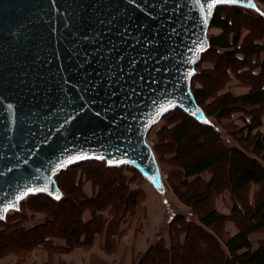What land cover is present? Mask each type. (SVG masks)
I'll return each mask as SVG.
<instances>
[{
  "label": "water",
  "instance_id": "water-1",
  "mask_svg": "<svg viewBox=\"0 0 264 264\" xmlns=\"http://www.w3.org/2000/svg\"><path fill=\"white\" fill-rule=\"evenodd\" d=\"M257 0H0V221L85 161L133 166L162 194L147 135L182 109L220 6ZM59 197V198H57Z\"/></svg>",
  "mask_w": 264,
  "mask_h": 264
},
{
  "label": "trees",
  "instance_id": "trees-1",
  "mask_svg": "<svg viewBox=\"0 0 264 264\" xmlns=\"http://www.w3.org/2000/svg\"><path fill=\"white\" fill-rule=\"evenodd\" d=\"M239 15L251 20L243 26L248 34L242 40ZM211 26L220 29V33L210 37V48L203 53L202 60L217 50V61L207 69L196 67L198 73L193 81H198L201 87H192L210 123H201L177 108L166 115L170 126L160 132L168 140L164 151L174 153L182 176L180 184L173 186L174 192L193 210L194 217L179 213L172 216L169 241L159 234L133 264H264V240L255 245L250 238L251 234L264 231V12L220 6ZM228 70L248 81L250 90L217 94L219 80ZM201 77H208L209 82L203 84ZM211 96L214 100L208 108L205 102ZM235 112L246 113L251 119L244 117L242 127L228 133L234 141L230 143L211 116H230ZM153 149L160 164L161 153L154 145ZM125 166L111 167L105 161L91 160L59 173L56 180L63 193L60 199L47 194L30 195L26 203H21L20 210L0 221V254L46 247L54 238L65 239L69 246L87 247L105 228L109 243H113L122 220L128 213H134L139 199V191L127 186L123 172L140 171ZM75 167L85 168L84 173L91 177L78 175L73 184H66L67 189L61 177ZM206 172L209 178L203 175ZM88 180L97 187L91 197L83 190ZM252 185L258 186V190L251 199L248 190ZM182 187L184 191L180 190ZM225 190L233 200L230 213L211 203L213 194ZM24 206L44 212L46 218L28 228ZM87 210L92 213L90 221L84 220ZM105 212L109 215L105 216ZM228 221L234 222L236 233L226 231Z\"/></svg>",
  "mask_w": 264,
  "mask_h": 264
},
{
  "label": "rangeland",
  "instance_id": "rangeland-1",
  "mask_svg": "<svg viewBox=\"0 0 264 264\" xmlns=\"http://www.w3.org/2000/svg\"><path fill=\"white\" fill-rule=\"evenodd\" d=\"M261 10L264 12V3H262L260 0H258ZM232 6V5H231ZM242 9L248 10L251 13H255L254 10L241 7ZM241 27H240V34H241V40L245 38V36L248 34V30L246 27L251 23V20L248 17H245L243 15L238 16ZM220 33V29L216 27H212L210 25L208 29V36L209 38L217 35ZM217 50L214 52L208 53L205 59H201L202 61L199 62V65H197L200 69H207L209 67L214 66L213 61H217ZM211 71V70H210ZM213 71V70H212ZM194 78V77H193ZM201 81L203 84H207L209 82L208 77H201ZM219 90L216 91L217 94H221L227 90L231 91L234 94L244 93L250 90L249 82L238 78V76L234 73V71H227L226 75H223L219 80ZM195 85L196 87H201V84L197 81L194 82L192 79V87ZM215 92V93H216ZM214 96H211L207 101L205 102L206 107H210L209 103L213 102ZM168 114V113H167ZM166 114V115H167ZM246 113H240L235 112L234 114H231L230 116H211V121L214 122L215 125L220 126V129L223 133L224 139L227 142L234 143L232 135H229V132L236 131L237 129L241 128L243 125V119L248 118L251 119L249 115H245ZM164 115L162 119H160L149 131L147 135V141L153 146H156L158 151L161 153L159 155L160 158V167L163 171L164 181L166 185V190L162 194H157L154 191V188H152L151 184L139 173V172H133L131 170H126L125 173V181L127 186L131 189H136L139 191V199L136 209H134L133 212H139V211H147V209L151 211H163L166 215V225H165V232L168 231L170 224V218L176 214H187L189 217H194L192 212L193 210L184 204L182 200L175 194L173 186L179 185L180 181L182 179V176L180 174V170L176 165V157L174 153L164 151V148H166L165 144H168V140L165 139L164 135L160 132L164 130L167 126H170L169 124V117ZM245 117V118H244ZM264 130V125H263ZM163 135V136H162ZM164 142V144H163ZM126 167V166H125ZM128 167V166H127ZM129 168V167H128ZM84 169L82 167H75L72 170L66 172L62 177L61 180L63 181L64 185L68 183V185L71 183L73 184V180L80 175L81 178L87 177L90 178L91 175L88 173H84ZM127 169V168H126ZM206 178L210 177V174L208 172L203 174ZM80 178V179H81ZM104 180V179H103ZM105 181V180H104ZM88 182H91V184L94 187V190H97V187H95L94 183L91 180H88ZM101 182V181H100ZM86 183V182H85ZM84 183V184H85ZM65 188L69 189V187L66 185ZM181 191H184L185 188H180ZM258 190V186L252 185L250 189L248 190V195L252 199L255 192ZM27 196L23 200H21V203L27 202ZM147 203V207L144 208L143 204ZM211 203L213 206L218 208L219 210L223 212L230 211L233 200L231 198V194L229 191L225 190L222 191V193L218 192L212 195L211 197ZM39 206V205H38ZM37 207V206H36ZM15 212V210H10L7 215H11ZM37 215H34L35 213ZM23 213L26 215V220L28 224L35 223L39 218L43 219L46 218V214L44 212H39L38 210H33L32 208H29L28 206L23 207ZM234 223V222H233ZM1 228V223H0ZM226 229V226H225ZM264 233V231L256 232V234ZM163 234V232L161 233ZM224 235V234H223ZM226 235H224L225 237Z\"/></svg>",
  "mask_w": 264,
  "mask_h": 264
},
{
  "label": "crops",
  "instance_id": "crops-1",
  "mask_svg": "<svg viewBox=\"0 0 264 264\" xmlns=\"http://www.w3.org/2000/svg\"><path fill=\"white\" fill-rule=\"evenodd\" d=\"M83 190L89 197L97 192L88 181L84 184ZM154 191L159 194L155 189ZM147 206V203L143 204L144 208ZM225 213H230V211ZM104 215L108 216L109 213L105 212ZM38 218L35 223L28 224V228L43 222L41 217ZM91 219V211H85L84 220L90 221ZM165 225L166 215L162 210L147 209V211L128 213L122 220L119 234L115 236L113 243H109L105 228L87 247L69 246L65 239L54 238L46 247L24 248L0 254V264H133L162 232L169 241V233L165 232ZM226 231L234 234L237 232V227L232 221H228ZM250 238L256 245L258 241L264 240V233H253Z\"/></svg>",
  "mask_w": 264,
  "mask_h": 264
},
{
  "label": "bare ground",
  "instance_id": "bare-ground-1",
  "mask_svg": "<svg viewBox=\"0 0 264 264\" xmlns=\"http://www.w3.org/2000/svg\"><path fill=\"white\" fill-rule=\"evenodd\" d=\"M161 119H162V118H161ZM67 169H68V168H67ZM61 172H62V171H61ZM61 172H60V173H61ZM161 175H162V178H163V180H164V176H163V173H162Z\"/></svg>",
  "mask_w": 264,
  "mask_h": 264
},
{
  "label": "snow or ice",
  "instance_id": "snow-or-ice-1",
  "mask_svg": "<svg viewBox=\"0 0 264 264\" xmlns=\"http://www.w3.org/2000/svg\"><path fill=\"white\" fill-rule=\"evenodd\" d=\"M57 198H59V197H57Z\"/></svg>",
  "mask_w": 264,
  "mask_h": 264
}]
</instances>
